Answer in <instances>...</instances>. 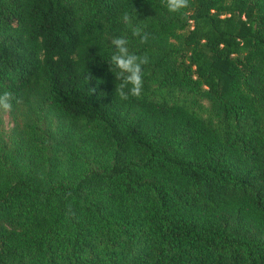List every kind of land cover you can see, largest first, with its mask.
<instances>
[{"label":"trees","instance_id":"16d2710c","mask_svg":"<svg viewBox=\"0 0 264 264\" xmlns=\"http://www.w3.org/2000/svg\"><path fill=\"white\" fill-rule=\"evenodd\" d=\"M4 92L0 264H264V0H0Z\"/></svg>","mask_w":264,"mask_h":264},{"label":"clouds","instance_id":"9594fccd","mask_svg":"<svg viewBox=\"0 0 264 264\" xmlns=\"http://www.w3.org/2000/svg\"><path fill=\"white\" fill-rule=\"evenodd\" d=\"M187 0H165V7L175 12L186 6ZM122 21L125 24H130L134 19L128 12L122 14ZM140 30L134 28L133 35H139ZM140 39H145V35H140ZM111 53L107 59L109 70L118 78H121L118 87L121 97L139 96L142 91V65L148 62L146 55H138L136 52L130 51L128 48V40L124 35L113 36L108 42ZM113 68L116 70L113 72ZM125 88L127 91H125ZM10 93L4 92L0 95V103L5 108L10 107L8 97Z\"/></svg>","mask_w":264,"mask_h":264},{"label":"rangeland","instance_id":"374dc122","mask_svg":"<svg viewBox=\"0 0 264 264\" xmlns=\"http://www.w3.org/2000/svg\"><path fill=\"white\" fill-rule=\"evenodd\" d=\"M3 117H4V120H5L7 127L10 128L12 123L10 122V117H9L7 111H3Z\"/></svg>","mask_w":264,"mask_h":264}]
</instances>
